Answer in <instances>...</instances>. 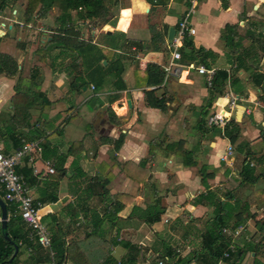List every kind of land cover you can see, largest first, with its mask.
Wrapping results in <instances>:
<instances>
[{"label":"crops","instance_id":"obj_1","mask_svg":"<svg viewBox=\"0 0 264 264\" xmlns=\"http://www.w3.org/2000/svg\"><path fill=\"white\" fill-rule=\"evenodd\" d=\"M148 1L120 0L116 19H108V23L114 19L115 23L101 25L107 30H75L84 45L74 52L61 47L44 51L57 34L55 23L53 30H15L14 26L22 22L1 30L0 52L14 57L26 81L33 68L38 70L40 90L51 104L30 111L31 130L43 134L41 139H32V131L23 129L19 144L3 133L0 148L9 155L22 140L40 143L41 154L24 158L16 171L40 204V221L51 240L64 242V248L76 243L90 264L109 260L112 263L108 264H156L158 260L173 264L177 257L175 264H264V145L250 151L264 141V104L250 72L242 68L248 65L238 57L251 43L245 36L264 41V0H196L188 19L195 34L189 38L196 49L214 54L207 59L212 68L230 72L233 67L232 80L240 82L241 94L228 90L210 105L205 78L194 69L198 65L180 61L181 66L173 69L156 93L170 99L165 112L146 107L145 91L155 88L143 84L141 73L149 63L162 68L168 64L167 36L162 52H139L135 44L149 42V26L159 31L166 25L177 31L191 0H168L163 6ZM226 25L236 26L234 44L240 45L233 52L220 40ZM115 32L124 34L127 44L113 51L103 34ZM38 35L36 48L32 40ZM19 42L26 48L18 47ZM255 49H259L258 44ZM108 52H114L120 60ZM258 73H264V53ZM15 82L0 71L3 119L12 110ZM229 93L238 99L230 111ZM116 94L119 98L110 104ZM222 110V115L230 116L238 126L235 144L214 135V127L207 124L211 115ZM110 112L117 120L110 117ZM120 138L122 143L116 149L115 142ZM229 145L235 151L225 163L221 158ZM45 162L60 174L54 201L49 193L52 174L47 172ZM186 162L192 165L185 166ZM246 162L254 164L253 183L242 174ZM139 164L135 181L133 166ZM117 196H122L123 203L131 202L113 219ZM214 197L223 207L249 204L243 231L235 240L236 248L243 249L236 261L212 255L219 245L211 246L209 236L217 218ZM156 204L162 213L159 221L150 225L145 220L150 219ZM214 232L218 234V230ZM170 251L172 255L167 258ZM46 252L39 248L31 253L21 247L16 264L44 258Z\"/></svg>","mask_w":264,"mask_h":264},{"label":"trees","instance_id":"obj_2","mask_svg":"<svg viewBox=\"0 0 264 264\" xmlns=\"http://www.w3.org/2000/svg\"><path fill=\"white\" fill-rule=\"evenodd\" d=\"M153 1L156 2L157 5L162 6L168 2V0H149L148 4L153 3ZM18 5H20L23 10V23L21 24H23L24 28H28V25L31 22L35 23L36 19L47 18L50 12H57L54 18L57 26L54 30H57V34L53 35L51 40L46 43L47 46L44 51L49 52V50L51 51L52 49H58L61 47L74 52L79 50L84 45L83 41H80V33L75 31V25H79L81 23L94 24L95 22L100 23V25H113L115 22L112 21L108 23L109 20L107 17L111 14V16L116 19L120 6V0H0V13L6 8L14 9L15 6ZM149 29L151 33L150 40L144 44L136 43L135 46L138 48V51L144 53L164 51L163 45L169 29L168 26L163 25L159 31H156V29L151 26H149ZM235 30L236 26L226 25L220 36V40L224 43V47L226 46L231 52H233L240 45L239 43L234 44V37L236 36ZM103 37L105 40H108L105 41L107 47L111 48L113 51L119 50L124 44H127L124 34L122 33L115 32L112 35L105 33L103 34ZM245 38L249 39L251 43L247 48H242V50L238 53V57L239 60L241 58L243 62L248 65L247 67L242 65V68L250 72V76L253 79V85L260 89L259 100L264 104V73H258L260 56L264 53V41L253 39L249 37V35L245 36ZM22 44L24 43H17L18 47L25 49L26 47H22ZM257 44L259 47L258 50L255 49ZM178 51L183 63H196L197 65H203L207 68L212 67L208 64L207 59L211 57L214 58V54L202 48L196 49L193 46L192 40L187 36L183 38L182 45ZM167 52L169 53L168 49ZM108 53H113L112 55L115 57L116 61L120 60V56L115 55L114 52ZM108 60L109 59L106 58L107 62ZM248 60H251V64L247 63ZM234 62H236V58L234 59ZM232 70L233 67H231L230 72ZM0 71L5 77L9 79H16L14 86L15 95L12 97L11 101L12 110L10 116L3 119L0 115V139L3 137L1 135L4 133V136H13V142L20 144L21 136H23L22 130H31L34 128L31 124L32 115L30 111L36 107L45 109L50 106L51 102L47 99L45 93L40 90L41 81L39 80V73L36 68H33L29 79L26 81V79H22V70L19 68V64L14 57L0 52ZM230 72L224 69L216 70L212 86L208 88L207 103L211 105L216 98L223 97L228 90H231L236 95L241 94L242 86L239 81L232 80L233 75L231 76ZM135 74H138V72ZM164 75L163 68L153 63L147 64L146 69L141 73L143 84L145 83L149 88H155V90L145 91L144 102L146 107L157 109L161 112H165L168 109L167 106L170 101V99L164 95H156L158 89L164 81ZM84 85L85 84H82L81 87ZM100 85L96 87H99ZM122 87L123 86L120 88ZM118 98V94L114 95L110 99V104ZM206 108L207 106L204 107V109ZM109 115L112 119L117 120V117L113 114V112H110ZM31 131L32 139L39 140L43 137V134H41L38 130ZM213 133L214 135L227 138L231 144H235L238 140V126L234 123V121H230L223 130L214 127ZM104 141L106 142L107 140ZM121 143L122 138L115 142V148H119ZM263 145L264 141L259 146L251 148L250 151L252 152L257 148H261ZM141 165L142 164H139V166L134 165L135 167L133 166L135 177L132 178L131 175H128L132 178V180H138V174L140 173L138 168H141ZM184 165L191 166L192 164L186 162ZM253 172L254 169L249 166L248 162H246V165L243 167L242 174L249 178V183L254 182V179L252 178ZM206 179H202V182ZM50 181V199L54 201L57 199L56 192L60 181L59 171H54L51 175ZM121 197L122 196H117L113 202V205L116 206L112 215V217H114L113 219H117V213L121 211L126 204H130L131 202V199H129L123 203L120 201ZM0 198L3 199L1 191ZM212 200V204H214L215 210H217V218L215 220L214 228L211 230L212 232L209 233V236L212 238L211 246H214L215 243H219V245L214 248L215 251L213 250L212 255L215 258L222 259V254L225 251L224 248L228 246L229 241L223 239V236V238H221L219 234H221V230L223 228L235 229L239 226L241 227L248 218L249 204L246 203L245 206H241V204H235V206L227 204L226 207H223L222 204H220V201L216 200V197L212 198ZM119 202L122 203V205ZM158 206V204L153 206L154 208L150 212V219H146V223L152 225L153 223L159 221L162 210ZM6 208L7 213L10 214L12 206L9 203H6ZM219 208H222L221 211H219ZM223 209H225V214H223ZM24 227L25 225L19 217L15 218L10 216L5 230L2 229L0 223V264H16L21 247L30 249L31 253L36 252L39 248H41L37 243L26 240L27 237ZM215 230H218L217 235H215ZM262 230L264 231V229ZM5 235L8 236L9 241L5 238ZM88 237H91V235ZM14 245L18 247V253L12 261H9L14 253ZM51 249L52 251L54 250L53 257L50 256L49 252H46L44 258L29 261L27 264H48L51 261L54 264H64L65 261H70L73 264H90L76 243H71L70 245L67 244L64 248V242L55 243L52 241ZM242 252V248L237 249L234 254L229 256L228 261H236L237 258L241 256ZM169 253L166 255L167 258L171 257L169 255H172V251ZM108 263H112L111 260L105 264Z\"/></svg>","mask_w":264,"mask_h":264},{"label":"built area","instance_id":"obj_3","mask_svg":"<svg viewBox=\"0 0 264 264\" xmlns=\"http://www.w3.org/2000/svg\"><path fill=\"white\" fill-rule=\"evenodd\" d=\"M196 6V0L190 1V7L186 12L185 16L178 23V30L172 41V44L169 45V51L171 59L166 66L163 67L165 74L164 83L169 74H173L174 68H179L181 66V56L179 53V48L182 45L184 37L194 36L195 30L193 27L189 26V17L193 14L194 8ZM13 14H16L14 11ZM4 22L0 25V35H3L1 30H5L6 27L10 24H5L6 22H13L11 19L6 18ZM16 25V22H13ZM20 27L23 24H18ZM11 26V25H10ZM32 28L31 26H28ZM53 30V29H51ZM189 68H194V66H189ZM196 73L205 78L206 86L210 88L216 73V69L207 68L203 65H198L194 68ZM93 89V87H92ZM229 102L228 109L229 111L236 106L237 97L232 93H229ZM221 112H216L207 119V124L211 127H217L221 130L229 122L230 116H223ZM229 113V112H228ZM42 147L37 141L25 142L22 140V143L18 149H16L12 154L6 155L2 152L0 148V191L3 194V200L6 203H9L12 206L11 213L8 215V218L19 217L26 227V237L29 242H35L39 247L47 250L50 253V256L53 255L51 250V237L48 229L41 223L39 215L40 204L36 202L30 195L29 189L24 181L23 177L19 175L16 171L18 165L22 162L24 158H32V156L40 155ZM233 154L232 146H228L224 156H222L221 161L228 162L230 156ZM249 165H251L249 163ZM46 170L49 174L54 173V168L50 162H45ZM167 222V221H166ZM243 228L237 227L235 229L223 228L221 230V235L229 239L228 246L222 254L223 259L229 258V256L236 252V239L239 238L242 233ZM21 245V243H20ZM29 252L31 251L28 249ZM178 257L173 261V264L177 262ZM156 264H165L163 260H158Z\"/></svg>","mask_w":264,"mask_h":264},{"label":"rangeland","instance_id":"obj_4","mask_svg":"<svg viewBox=\"0 0 264 264\" xmlns=\"http://www.w3.org/2000/svg\"><path fill=\"white\" fill-rule=\"evenodd\" d=\"M14 11L16 12V14H13ZM56 13L57 12H55V11L50 12L49 15L47 16V18H45V19H36L35 23L31 22L32 24L30 23L28 26L32 25L33 29L24 28L23 26L20 27L19 25L14 26L13 22H16V23L22 22L23 23V10H22V7L20 5L15 6L14 9L6 8L5 10H3V12L0 13V15H1V17H4V19L5 18L11 19L13 22H10V23L6 22L5 24L6 25L10 24L11 26H14L15 30H37L38 28L39 29H44V30H51V29H53L52 28L53 27L52 24L55 23L54 18H55ZM111 17H112L111 14H109L107 18L111 19ZM113 21H115V20H113ZM2 22H4V20H1V18H0V25H1ZM75 29L76 30H107V28L105 26H101L99 23L98 24L97 23L96 24L95 23L94 24L81 23L79 25H75ZM5 30H7V29H5ZM39 38H40V36L38 35L37 37L33 38V40H32L33 44H34V46H36V48L38 47V44H39ZM230 121H231V119L229 117V122ZM232 148H233V153H234L235 148L234 147H232ZM239 151H241V150H239ZM249 166L251 168H253L254 164H251ZM68 264H71V263H68Z\"/></svg>","mask_w":264,"mask_h":264},{"label":"water","instance_id":"obj_5","mask_svg":"<svg viewBox=\"0 0 264 264\" xmlns=\"http://www.w3.org/2000/svg\"><path fill=\"white\" fill-rule=\"evenodd\" d=\"M175 35H176V30L173 27H170L167 33V43L169 45L172 44ZM7 221H8V214H7L6 203L2 198H0V223L3 230L6 229ZM5 238L9 241L8 236L5 235ZM13 247H14V253L9 261H12L18 253V247L16 245H14Z\"/></svg>","mask_w":264,"mask_h":264}]
</instances>
